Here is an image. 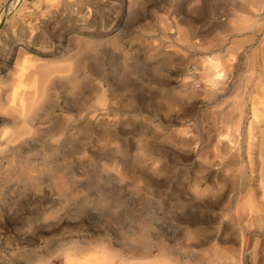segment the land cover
<instances>
[{
  "label": "rangeland",
  "instance_id": "1",
  "mask_svg": "<svg viewBox=\"0 0 264 264\" xmlns=\"http://www.w3.org/2000/svg\"><path fill=\"white\" fill-rule=\"evenodd\" d=\"M4 18L0 135L28 139L0 154V264H264V0H17ZM22 94L30 124L9 117Z\"/></svg>",
  "mask_w": 264,
  "mask_h": 264
},
{
  "label": "bare ground",
  "instance_id": "2",
  "mask_svg": "<svg viewBox=\"0 0 264 264\" xmlns=\"http://www.w3.org/2000/svg\"><path fill=\"white\" fill-rule=\"evenodd\" d=\"M16 1L17 0H7V2H6V4H5V10H4V12H3V14H1L0 15V27H1V25L4 23V21H5V18H4V14L9 10V9H11L14 5H15V3H16ZM262 65H264V64H262ZM213 69H209L208 68V71L206 72V77H208L210 80V82H213V83H217L218 82V79H217V77H219L220 76V74H219V72L217 73V72H215L214 73V71H212ZM61 79V78H60ZM258 83H260V82H258ZM19 85H21V84H19ZM24 85V84H23ZM26 85V84H25ZM22 86V85H21ZM20 86V87H21ZM29 87V86H28ZM15 88V87H14ZM17 88H19V86L17 87ZM21 89V88H20ZM15 90H16V88H15ZM15 90H14V93H12L11 95L10 94H8V95H10L11 96V98H10V102L9 103H11V105L13 104V103H15L16 104V102H15V97H16V93H15ZM11 92H12V90H10ZM9 91V92H10ZM20 91V90H19ZM6 92V91H5ZM16 92H18L17 90H16ZM17 94H19V93H17ZM4 95V94H3ZM34 95H36L35 93H34ZM5 97H6V95H5ZM8 97V96H7ZM24 96H23V94H22V96H20V99H19V103H20V107H21V111L17 114V112H16V115H13V114H11L10 113V111H7L8 113H10V116L9 117H11V119L14 121V123L16 122V120H17V123H24V124H27V123H31V117L29 118L28 116V118L27 119H25V115H27V114H25L24 115V113H26V112H28V111H26L25 112V110H27V108H28V106H27V108L25 107L26 106V104L27 103H25V99L23 98ZM17 98H18V95H17ZM44 98V97H43ZM1 99V98H0ZM33 99H34V97H33ZM1 100H3V99H1ZM0 100V101H1ZM17 100V99H16ZM5 101H6V99H5ZM5 101H3V102H5ZM34 101V100H33ZM2 102V101H1ZM31 102V101H30ZM32 103V102H31ZM35 103V102H34ZM5 104V103H4ZM6 105V104H5ZM36 105V104H35ZM10 106V105H9ZM15 106V105H14ZM16 106H17V104H16ZM8 107V106H7ZM11 107V106H10ZM13 107V106H12ZM18 107V106H17ZM2 108H4V107H2ZM15 108V107H14ZM26 108V109H25ZM16 109V108H15ZM9 110V109H8ZM19 110V109H18ZM15 111V110H14ZM34 111H37V110H34ZM29 114V113H28ZM9 114H7V116H8ZM31 116V115H30ZM2 117V116H1ZM3 119V118H2ZM1 119V120H2ZM34 119V118H33ZM6 120V119H5ZM7 120H8V118H7ZM254 123V122H253ZM25 126V125H24ZM5 130V129H4ZM3 130V131H4ZM11 131H13V130H11ZM14 132H15V134L16 133H19V132H17V131H15L14 130ZM20 134V133H19ZM12 135H14V134H12V133H10V132H3V133H1V135H0V154H2L3 155V153L5 152V149L7 148V147H9L10 145V147H11V153L9 154V156H7L6 155V152H5V155L4 156H6V157H4L3 156V158H5L6 160H7V162L9 163V162H11V161H15V157L17 156V153H18V150L21 148V146H22V144L26 141L25 139H28V138H20V137H18V138H20V139H18L17 137H16V135H14L16 138H14V136H12ZM23 134H21V136H22ZM24 136V135H23ZM30 139V138H29ZM29 142V141H28ZM10 150H8L9 152H10ZM1 158V157H0ZM3 158H1V159H3ZM4 159V160H5ZM25 163V162H24ZM247 178V177H246ZM5 184V183H4ZM262 187H264V186H262ZM262 189H264V188H262ZM250 202V201H249ZM252 202V201H251ZM241 205H243V204H241ZM253 205V204H252ZM254 206V205H253ZM253 206H251V205H246L245 207H243V209H242V212H243V214H244V219H245V221L246 222H249V221H253L255 218H257V217H261L260 216V214H259V211L258 210H256ZM238 220V219H237ZM244 221V220H243ZM238 223V222H237ZM245 224V223H244ZM246 225H247V223H246ZM249 225V224H248ZM239 226H241V224L239 225ZM241 232H242V230H241ZM241 234V233H240ZM242 243H244V242H242ZM241 243V244H242ZM245 246V245H244ZM240 249H242V248H240ZM165 255V253H162V255ZM171 254V253H170ZM155 255V254H154ZM159 255V254H158ZM161 255V256H162ZM157 256V255H156ZM160 255H159V257H161ZM186 256V255H185ZM121 257H123V256H121ZM222 257V256H221ZM241 257L242 256H240V261H241ZM125 258V257H124ZM186 258V257H185ZM217 258V257H216ZM235 259V258H234ZM124 260V259H123ZM128 260V259H127ZM243 260V259H242ZM101 261H103L102 259H101ZM105 261V260H104ZM208 262V261H207ZM215 262V261H214ZM157 263H158V261H157ZM194 263V262H193ZM156 264V263H155ZM161 264V263H160ZM163 264H167V263H164L163 262ZM242 264V263H241Z\"/></svg>",
  "mask_w": 264,
  "mask_h": 264
},
{
  "label": "water",
  "instance_id": "3",
  "mask_svg": "<svg viewBox=\"0 0 264 264\" xmlns=\"http://www.w3.org/2000/svg\"><path fill=\"white\" fill-rule=\"evenodd\" d=\"M2 26V25H1Z\"/></svg>",
  "mask_w": 264,
  "mask_h": 264
}]
</instances>
